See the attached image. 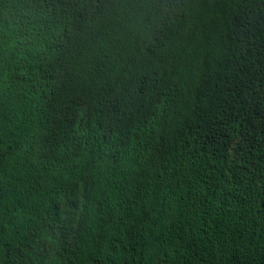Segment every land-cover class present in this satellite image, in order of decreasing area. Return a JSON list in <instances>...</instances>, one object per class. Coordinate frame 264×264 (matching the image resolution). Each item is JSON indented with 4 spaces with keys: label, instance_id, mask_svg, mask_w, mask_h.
I'll use <instances>...</instances> for the list:
<instances>
[{
    "label": "trees",
    "instance_id": "1",
    "mask_svg": "<svg viewBox=\"0 0 264 264\" xmlns=\"http://www.w3.org/2000/svg\"><path fill=\"white\" fill-rule=\"evenodd\" d=\"M0 264H264V0H0Z\"/></svg>",
    "mask_w": 264,
    "mask_h": 264
}]
</instances>
